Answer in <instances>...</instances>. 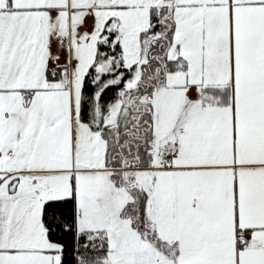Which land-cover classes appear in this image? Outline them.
Listing matches in <instances>:
<instances>
[{
  "label": "snow or ice",
  "instance_id": "obj_1",
  "mask_svg": "<svg viewBox=\"0 0 264 264\" xmlns=\"http://www.w3.org/2000/svg\"><path fill=\"white\" fill-rule=\"evenodd\" d=\"M0 264H264V0H0Z\"/></svg>",
  "mask_w": 264,
  "mask_h": 264
}]
</instances>
